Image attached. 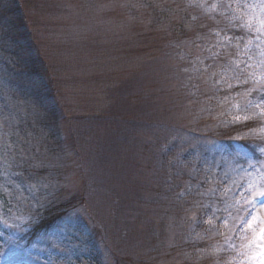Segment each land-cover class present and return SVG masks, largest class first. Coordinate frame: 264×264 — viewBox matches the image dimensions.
<instances>
[{"label": "rangeland", "instance_id": "obj_1", "mask_svg": "<svg viewBox=\"0 0 264 264\" xmlns=\"http://www.w3.org/2000/svg\"><path fill=\"white\" fill-rule=\"evenodd\" d=\"M18 2L44 79L14 57L0 25V163L16 147L49 163L43 118L54 102L69 141L61 186L85 203L53 237L7 255L26 259L16 264H261L264 0ZM6 183L0 206L3 196L16 206L0 221L9 213L14 233L28 231L18 205L26 189Z\"/></svg>", "mask_w": 264, "mask_h": 264}, {"label": "trees", "instance_id": "obj_2", "mask_svg": "<svg viewBox=\"0 0 264 264\" xmlns=\"http://www.w3.org/2000/svg\"><path fill=\"white\" fill-rule=\"evenodd\" d=\"M161 8L164 9V5H162ZM24 16V12L18 0H0V25L3 26L5 31L9 33V39L7 42L14 50V57H16L18 61L24 62L26 70L30 67L29 69L32 70V74L37 76L36 79L40 83V79H44V76L41 75L43 74L42 72H38V62L34 59L32 52H28L29 49L26 47L27 36L25 35V32L27 31V27L24 23ZM202 22L203 19L201 20V23ZM177 32L182 33L183 31ZM40 64L41 67L39 68L44 69L45 65H42V62H40ZM35 69H37V71H35ZM48 105L49 110L46 118H43V120L46 119V125L48 127V131H46L44 138L48 146L47 156L49 159H51L48 161L49 163L37 165L36 160L34 159V154L38 153V151L34 147H30L29 149L25 150L22 149V147H16L15 150L9 151L11 161L3 162V164L0 163V185L2 186V183L7 182L10 188H16L19 186L22 189L23 186L26 189V195L23 197L24 200L20 199L18 205H23V210H27L29 212L28 216L31 218L29 225L30 230L27 233L24 231L23 234L24 238H28L29 235H31V240L38 239L39 237L43 239L45 236L50 237L55 233L56 230L65 227V223H68L67 221L70 220V211L74 210L76 206L79 205L78 203H85V199L81 197L67 199L66 195L64 194L63 188L61 186L63 182L60 181V172L62 166H60L59 163L64 157H66L67 143H69V141H67L62 135V120L58 115L56 104L51 102ZM19 125V128L24 131L29 129L22 123ZM61 141H66L63 146ZM4 153L5 152L2 151L0 146V155L5 158ZM45 157L46 155L43 158ZM43 160L46 161L45 159ZM44 174L49 176L45 178ZM54 174L59 179H54L50 181L51 184L48 187H43V183H45V181ZM41 179L44 181H41ZM60 196H62V198ZM3 197L5 198V203L3 206H0V211L13 210V206L14 208L16 206L15 201L9 200V202L5 196ZM11 219L12 217L9 216L8 213L4 218H2L1 222H3L5 225L13 224ZM75 232L78 234L80 233V237L87 236V234H83L81 231ZM0 236H2L0 239V251H2V248L4 247H7V251H10L12 247L19 246L15 241L10 245L8 240L5 238L8 235H1V230ZM1 257L4 258L3 255ZM1 257L0 264H3ZM125 262L136 264L130 259H117V264Z\"/></svg>", "mask_w": 264, "mask_h": 264}, {"label": "snow or ice", "instance_id": "obj_3", "mask_svg": "<svg viewBox=\"0 0 264 264\" xmlns=\"http://www.w3.org/2000/svg\"><path fill=\"white\" fill-rule=\"evenodd\" d=\"M261 24H262V26H264V21H262L261 22ZM226 39H228L227 37H226ZM257 47H259L258 45H257ZM246 50V52H248L249 54L251 53V49L250 48H246L245 49ZM258 55L259 56H261V57H264V49H261L260 51H259V53H258ZM252 58V56H251V54L249 55V59H251ZM261 64L262 65H264V60H262L261 61ZM250 66V65H249ZM225 71H227V70H225ZM223 75V74H222ZM244 82H246V81H244ZM229 87H231V85H229ZM257 106H259V105H257ZM207 172H208V176L206 177V182H211V180L213 179V178H215V177H213V175H212V166H207ZM218 179V178H217ZM191 185H189V188L191 189ZM259 194L260 195H264V190H262V191H260L259 192ZM255 223H256V217H253V219L251 220V221H248L247 222V226H248V228H253L254 227V225H255ZM259 240L262 242L261 243V245H260V247H261V249H262V251H261V256L262 257H264V228H261L260 229V232H259ZM261 264H264V259H262L261 260Z\"/></svg>", "mask_w": 264, "mask_h": 264}]
</instances>
